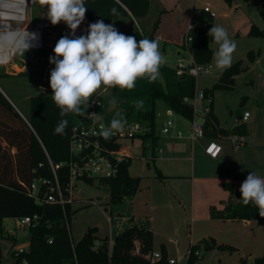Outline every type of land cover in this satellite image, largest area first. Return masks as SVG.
I'll use <instances>...</instances> for the list:
<instances>
[{"label": "rangeland", "instance_id": "1", "mask_svg": "<svg viewBox=\"0 0 264 264\" xmlns=\"http://www.w3.org/2000/svg\"><path fill=\"white\" fill-rule=\"evenodd\" d=\"M182 1L183 7L186 0ZM260 4L259 0L250 2L248 0H195L194 6L188 10V13H183L176 7L168 9L161 18L156 35L165 64L175 67L180 60L187 63L190 58L188 52L182 49L181 55H178L177 45L185 40L193 16H196L194 21L197 25V16L201 14L202 9L212 5L216 14L211 26H223L229 37L236 41L237 49L233 54L231 67L226 70L215 69L210 74L200 72L196 76L197 93L204 88L212 87L225 71L233 72L236 81L234 88L218 89L209 100L197 98L195 105L199 110L197 120L204 122L203 111L211 106L212 100L214 111L222 126L225 127L234 126L239 114L245 111L251 113L252 116L248 121L250 128L248 133H245L246 146L234 152L235 156L239 155L235 169L246 177L250 172L255 171L257 165L261 166L262 160L257 162L254 156L255 153L262 154L264 150V35L250 34L252 25L264 30V19L259 12ZM47 8L48 6L43 5L40 0H27V6L24 5L26 20L23 21L22 30L26 29L30 33H35L37 39L41 36L42 44L40 47L30 48L24 56L14 54L12 60L6 65L0 64V72L5 73V76L0 79L3 88L24 110L28 109L30 96L53 93L50 87V72L55 65L49 63V57L52 55L36 53L42 49L48 50L55 47L62 37L61 29L64 27L62 23L65 22L53 25L47 18ZM80 26L83 25L80 24L76 30H83ZM127 27V19L115 20V28L120 33ZM218 47L215 41L211 42L212 58L209 63L212 65H215L213 57ZM29 60L31 62L28 65ZM245 62L247 65L242 69L241 66ZM158 80L163 82L162 76ZM108 94L109 87L102 85L90 99L97 100ZM165 105L163 100L157 102L156 135L160 138L156 143L151 138L146 141L143 138L125 141L131 156L130 173L133 176L142 177L140 188L134 197L126 196L122 201L113 203L107 183L99 179H94L93 182L83 179L75 180L74 202L71 203L68 223L71 239L77 243L88 227L92 226L96 227L95 232L99 238L108 237L111 241L126 227L142 223L145 227L154 230L153 251L162 252L160 244L162 242L168 244L167 249L170 255L167 254V258L185 257L190 244L194 243L198 245L195 247L200 255L192 264H250V260H255L264 252V221L244 223L241 222L242 220L217 221L208 217L202 220L196 219L194 222L190 207V201L193 199L191 181L172 178V175L166 176L164 171L170 172L169 166L174 161H161L163 154L159 152L161 149L164 151L170 148L168 140L170 136H166L161 131L167 119L172 118L175 124L182 125L183 129L180 130L185 136L190 135L193 122L175 112L171 116L166 115L162 112ZM119 109V103L111 99L108 110ZM73 116L77 118L78 115L73 113ZM246 149L250 153L246 157L252 158L254 168L244 164L251 161L242 157V152ZM205 159L206 157L203 156V160L207 161ZM157 169L165 177H158ZM257 170L264 177V164ZM203 187L197 189L199 198L206 196L202 192ZM208 190L217 192L218 189L215 187ZM219 198L217 197L214 202L217 203ZM180 201L186 204V212ZM8 222L13 223L12 220ZM18 233L20 236H25L24 240L27 244L30 243L29 228L19 229ZM16 245L18 246L19 243ZM4 246L7 247L8 244Z\"/></svg>", "mask_w": 264, "mask_h": 264}, {"label": "trees", "instance_id": "2", "mask_svg": "<svg viewBox=\"0 0 264 264\" xmlns=\"http://www.w3.org/2000/svg\"><path fill=\"white\" fill-rule=\"evenodd\" d=\"M259 1L261 2L259 12L264 19V0ZM150 7V0H86L87 10L84 20H88L90 24L103 20L106 25L112 24L115 27V20L125 18L130 22L121 33L126 36H135L137 42L145 38L158 40L156 31L160 25L161 15L166 9H160L152 17ZM214 17L203 8L201 14L197 16L199 24L197 23L191 32L193 36L191 44L187 42V34L185 35L183 48L189 50L198 63H208L212 58L211 42L214 39L208 36V32ZM25 20L26 12L23 21ZM62 26L64 27L61 29V36L67 35L69 38H74L67 24L62 23ZM87 30L82 33L75 31V36H86ZM250 34L264 35V30L252 25ZM41 44L40 36L32 48L40 47ZM53 49H42L36 54L54 56ZM13 55L0 64H8ZM30 62L29 60L28 65ZM160 73L163 82L158 79L150 81L147 78H138L133 90L109 87V94L100 98L105 103V107L101 109L105 122L110 124L116 112H121L126 117L127 124L139 122L146 128L149 127L150 130L146 136H143V139L151 138L154 142L157 138V102L159 100H163L173 112L192 120L195 116V109L186 101V98H193L196 94V77L190 75L187 70L179 75L176 67L165 63L161 66ZM3 76L5 73L0 72V79ZM235 84L233 72L225 71L212 87L203 90L206 96L211 98L216 90L232 89ZM0 88L6 94L0 90V224L5 218L36 217L33 220L35 226L29 228V250L21 254L12 264H19L24 258L29 260V264H147V258L154 248L152 229L142 224H134L119 232L110 245L108 237L99 238L95 232L96 227L90 226L80 241L76 243L71 239L66 225V221L70 220L71 203L66 204L64 211L59 204L36 203L29 195L31 183L35 178L54 179L50 161L56 166L70 159L69 142L72 128L83 121L84 116L76 118L71 113L62 118L59 114L60 109L52 99L53 93L30 96L28 109L24 110L12 100L1 82ZM111 99L119 103V110H108ZM140 100L144 103L143 107L138 109L136 102ZM86 105L82 106L85 112L87 111ZM61 119H67L69 122L66 129L67 134L63 136L54 134L55 127ZM204 132L205 136L210 137L245 135L247 125L242 123L230 128L221 126L211 100V107L204 123ZM111 146L116 147V144L111 142ZM129 164L130 158L120 163L115 177L99 179L109 185L110 199L113 203L122 201L126 196L134 197L140 188L141 177L130 174ZM57 174L64 188L69 182L68 166L59 167ZM93 180L86 179L85 181L93 182ZM223 187L230 196L224 201L223 207L211 206L212 218L254 220L258 223L264 221V217L259 216L258 207L254 203L245 204L243 202L240 198V189L236 188L233 183L225 182ZM96 239L101 240L98 247L94 245ZM49 240L52 242L50 243ZM72 243L75 245L74 249ZM195 246L198 245L190 244L192 254H190L188 264H192L199 256L194 253L197 251ZM162 252L166 259L167 253ZM0 264H6L1 247ZM253 264H264V252L256 257Z\"/></svg>", "mask_w": 264, "mask_h": 264}, {"label": "clouds", "instance_id": "3", "mask_svg": "<svg viewBox=\"0 0 264 264\" xmlns=\"http://www.w3.org/2000/svg\"><path fill=\"white\" fill-rule=\"evenodd\" d=\"M40 2L48 6L47 18L51 23L56 25L64 21L74 37L62 36L53 49L55 55L49 57V63L55 65L50 72L52 99L62 118L71 113L88 116L82 106L89 104L102 85L133 90L138 78L156 81L161 77L160 68L165 58L159 40L145 38L137 42L135 36H126L103 20L89 24L86 36L76 37L75 30L85 19L86 0ZM25 4L26 0H0V63L6 62L13 54L24 56L34 47L36 34L22 30ZM208 36L219 45L213 57L216 68L226 70L231 67L236 41L229 37L223 26H211ZM143 103L137 101L136 107H143ZM91 115L100 119L97 114ZM68 123L67 119H61L54 134L66 135ZM126 125L124 114L116 112L109 125H100L98 134L110 140L114 132L123 131ZM240 193L243 202L254 203L259 216L264 217V179L250 172L241 184Z\"/></svg>", "mask_w": 264, "mask_h": 264}, {"label": "built area", "instance_id": "4", "mask_svg": "<svg viewBox=\"0 0 264 264\" xmlns=\"http://www.w3.org/2000/svg\"><path fill=\"white\" fill-rule=\"evenodd\" d=\"M206 12L211 13L215 16V13L211 10V6L207 5L204 7ZM195 15L191 23L189 24V31L186 36V40L190 43V37L193 40L191 32L193 31L196 23L194 21ZM191 25V27H190ZM189 54V61L186 63L183 60H180L176 65V70L179 75L183 74L184 71L192 76H197L200 72L212 73L216 68L215 65L208 63H198L194 59V56L187 51ZM199 98L200 100H209L210 97L206 96L204 90H201L193 98H186V101L194 106L195 116L192 119V138L203 137L204 132V123L197 120L199 110L196 108L195 101ZM87 106L88 116H84V120L75 124L72 128L70 142H69V151L70 159L68 161L62 162L58 165L51 164L53 171L54 179L48 178H35L30 186L29 195L36 201V203H52L59 204L62 206L65 211L66 204L74 202V190L76 188L75 180L78 179H100V178H109L115 177L119 171V165L124 160L131 158L128 153V148L125 145L126 140H134L136 138H143L149 132V127L146 128L142 123L133 122L125 126L123 131L114 132L110 140H106L98 133L100 132V125H109L103 119L101 109L105 107V103L101 99L92 100ZM210 109V106L203 111L204 116H207V113ZM91 114H97L100 116L98 120L96 116ZM169 116L172 115V112L168 113ZM251 117L249 111L243 112L238 116L236 125L246 123ZM175 122L172 118L167 119L164 123L163 128L161 129L163 134H168L174 128ZM179 135H183V132L180 131ZM230 139L233 145L236 148L241 147L245 143L244 135H230ZM111 142L116 144V147L111 146ZM223 148L217 146L213 143L209 149L208 153L212 156L217 157L222 152ZM42 165V164H40ZM63 165L68 166L69 169V182L63 188L60 183L57 169ZM43 187H45L43 189ZM36 217L32 218L30 216L25 217H11L5 218L3 223L0 224V247L3 252V258L6 264H12L17 261L21 254L26 253L29 250L30 243L27 244L24 240L25 236H20L18 231L19 229L23 230L35 226L33 220ZM12 220L13 223L8 221ZM68 220L66 225L69 230ZM23 237V238H22ZM51 243L52 240H49ZM19 243L17 246L16 244ZM4 244H8L7 247ZM112 242L110 241V245ZM95 247L100 245V240L96 239L94 243ZM73 249L75 248L74 243H72ZM196 255H200L199 251H194ZM192 254V249L189 247L188 252L185 257L180 258H166L164 259L162 252L153 251L147 258V264H188V259ZM8 259V260H7ZM75 259L77 262V257L75 254ZM19 264H29V260L24 258ZM78 264V263H77Z\"/></svg>", "mask_w": 264, "mask_h": 264}, {"label": "crops", "instance_id": "5", "mask_svg": "<svg viewBox=\"0 0 264 264\" xmlns=\"http://www.w3.org/2000/svg\"><path fill=\"white\" fill-rule=\"evenodd\" d=\"M150 1H151L150 15L153 17L162 8H165L166 9L165 12H166L168 11V9L176 7L177 9L182 10L183 13H188V10L192 9V7L194 6L195 0H186V2L184 3L185 6L183 7L181 6L183 2L182 0H150ZM210 6H211V10L216 14L215 8L212 5ZM163 14L161 15V18ZM129 22L130 21H128V23ZM89 24L90 22L88 20H84L81 23V25L83 26H80V28L83 27V30L81 29H80L81 31L76 30V32L80 33V32L86 31L88 29ZM156 35H157V31H156ZM184 43H185V40L181 44L177 45L179 48L178 55H181V50L184 49L183 48ZM184 50L188 51L186 49ZM213 110H214V106H213ZM162 112H165L166 115H168L169 112L173 113V111L170 108H168L166 105H165V109ZM157 116H158V111H157ZM203 117H205V121H206L207 116H203ZM248 121L245 123L247 125V133L250 128ZM220 125L222 126L221 121H220ZM225 128H230V127H225ZM180 129H183L182 125L175 124L171 132L166 134V136H170V139H168L170 142V148L164 151L161 149L159 151L161 154H163L161 157L162 158L161 161H169V160L174 161V163H171L169 166L170 172L166 170L164 172L166 173V176L172 175V178H179V179L191 181V186L193 189V199L190 201V207H191V212H192L194 222L196 221V219L202 220L203 218L204 219H207L208 217L212 218L210 215L211 206L216 205L219 208L223 207L224 201H226L230 196L229 192L224 189L223 184L225 182H231L236 188L240 189L242 182L245 181L246 179V176L241 175V172L239 174L237 170L235 169V166L238 165L237 159L239 158V155L235 156L234 152H236L237 151L236 149L238 148H236L233 145L230 139V136H220L219 135L216 137H210V136L204 135L203 137H198V138L193 139L191 135L192 129L190 130L189 136H185L184 134L179 135V132L182 131ZM159 138L160 137L157 136L154 142L156 143V141ZM179 140H185V141L180 142ZM213 143L223 148L222 152L217 157H214L210 153H208V149ZM246 143H247V140L245 137V143L241 147L246 146ZM246 155H250L247 149L242 152V157L244 159H248L251 161L244 162V164L251 165V168H254L255 166L252 164L253 163L252 158H248L246 157ZM203 156L206 157L205 160L207 161L203 160ZM154 157L156 156L154 155ZM254 157H255L254 159L257 160V162H261L262 160L261 166L257 165L255 167L254 173L257 176L264 179V177L260 175L261 172H258V170L256 171L257 168L259 167L261 168L262 165L264 164V159H263L264 150L262 154L255 153ZM157 172H158V177H161V178L165 177V175L159 169H157ZM141 181L142 180H140V183ZM202 186H204L203 187L204 190L202 192L206 196L199 198V193L197 192V189H199ZM215 187L218 189L217 192L208 190L210 188H215ZM217 197H220V198L216 203L214 201ZM180 203L186 212L187 211L186 204L183 203L182 201H180ZM216 220L219 221L220 219H216ZM233 221L238 222L237 220H233ZM233 221H230V222H233ZM241 222L251 223V222H256V221L242 220ZM135 224H138V223H135ZM141 224H138V225H141ZM146 228H149V227H146ZM149 229L153 230V228H149ZM153 233H154V230H153ZM154 238H155V233H154ZM113 239L114 238L111 239V242H113ZM153 245H154V242H153ZM160 245L163 251H165L167 254L170 255L169 253L170 251L167 249L168 244L162 242ZM252 261L254 263V260Z\"/></svg>", "mask_w": 264, "mask_h": 264}, {"label": "water", "instance_id": "6", "mask_svg": "<svg viewBox=\"0 0 264 264\" xmlns=\"http://www.w3.org/2000/svg\"><path fill=\"white\" fill-rule=\"evenodd\" d=\"M245 65H247L246 62L242 64L241 68L243 69V68L245 67ZM0 90L2 91L3 94H5L1 88H0ZM5 95H6V94H5ZM11 103H12V102H11ZM250 264H253V261H252V260H250Z\"/></svg>", "mask_w": 264, "mask_h": 264}]
</instances>
